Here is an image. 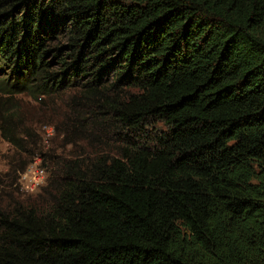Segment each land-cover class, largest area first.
<instances>
[{
	"label": "trees",
	"instance_id": "1",
	"mask_svg": "<svg viewBox=\"0 0 264 264\" xmlns=\"http://www.w3.org/2000/svg\"><path fill=\"white\" fill-rule=\"evenodd\" d=\"M0 139V264H264V0H0Z\"/></svg>",
	"mask_w": 264,
	"mask_h": 264
},
{
	"label": "built area",
	"instance_id": "2",
	"mask_svg": "<svg viewBox=\"0 0 264 264\" xmlns=\"http://www.w3.org/2000/svg\"><path fill=\"white\" fill-rule=\"evenodd\" d=\"M41 162V159L38 158L36 162L30 165L22 174L20 180L26 191L34 192L44 182L45 170L42 167Z\"/></svg>",
	"mask_w": 264,
	"mask_h": 264
},
{
	"label": "rangeland",
	"instance_id": "3",
	"mask_svg": "<svg viewBox=\"0 0 264 264\" xmlns=\"http://www.w3.org/2000/svg\"><path fill=\"white\" fill-rule=\"evenodd\" d=\"M44 130L47 132V134H46L47 138L53 135L52 129L44 128ZM8 148H9V145L7 143H5L2 139H0V150H2L3 152H6L8 150ZM36 160L34 161V163L36 162ZM41 165H42V162H41ZM43 168L45 170V174H44L45 178H44V182L41 184V186L39 188H37L34 192H29V191L25 190L23 183L20 182L21 187H22V191L28 193L29 195L39 192L40 188L46 184L47 178H48V172H47L45 167H43ZM0 172H2V173H0V179L2 180L5 172L2 170H0Z\"/></svg>",
	"mask_w": 264,
	"mask_h": 264
}]
</instances>
